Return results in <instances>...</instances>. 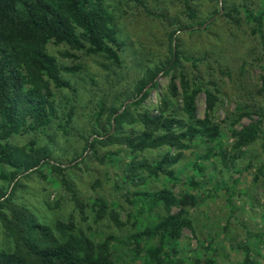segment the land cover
<instances>
[{
  "label": "rangeland",
  "instance_id": "1",
  "mask_svg": "<svg viewBox=\"0 0 264 264\" xmlns=\"http://www.w3.org/2000/svg\"><path fill=\"white\" fill-rule=\"evenodd\" d=\"M105 1L124 42L121 64L103 54H86L50 42L47 49L57 62L77 66V71L62 72L68 87L51 85L56 116L47 130L10 138L17 145H29L32 138L37 146L48 145L51 162L64 168L73 192L51 165H44L39 172L17 177L14 200L51 227L57 220H71L96 243L112 236L115 264H141L145 249L158 242L143 239L136 253L128 237L165 211L159 206L149 210L137 193L166 187L180 198L188 192L196 198L194 206H185L191 228H183L173 260L203 264L213 258L214 264H242L248 250L252 264H264V169L258 174L264 163V134L239 153L233 149V131L252 121L264 127V0ZM248 13L262 14L263 36ZM174 49L179 58L174 72L182 70L189 80L205 84L217 96L210 115L219 125L222 144L220 148L213 142H197L182 150L174 165L181 179L175 185L164 173L155 176L147 170H131L140 162L160 159L166 146L131 151L116 139L107 140L110 134L115 138L140 132L143 126L137 114L145 111L184 116L180 97L168 91L170 74L162 71L148 97L134 105L140 80L148 70L162 67ZM66 51L75 56L64 55ZM175 80L181 92L180 80ZM125 110L126 119L116 128L113 116ZM205 111L201 91L196 97L197 116L204 118ZM88 142H93L92 150ZM209 147L211 157L202 161L200 156ZM177 151L172 148L171 154ZM220 152L236 157L224 163ZM196 162L204 165L203 173L195 168ZM11 169L0 164V173ZM191 179L199 186L191 187ZM9 185L10 180L0 175V187L7 190ZM176 211L173 206L171 212ZM12 246L0 221V248Z\"/></svg>",
  "mask_w": 264,
  "mask_h": 264
},
{
  "label": "trees",
  "instance_id": "2",
  "mask_svg": "<svg viewBox=\"0 0 264 264\" xmlns=\"http://www.w3.org/2000/svg\"><path fill=\"white\" fill-rule=\"evenodd\" d=\"M262 17V14H247L261 36ZM50 42L63 43L71 50L86 54H103L117 65L122 62L120 51L124 42L118 37L114 16L105 0H0V164L12 168L8 173H0L4 179L10 180L9 189L0 187V221L13 242L12 247L0 248V264H115L111 259L112 236L96 243L82 229L76 228L71 220H57L51 227L39 221L24 204L14 200L19 183L17 177L39 172L44 165H51L60 175L61 182L72 190L63 173L64 168L51 162L48 145L37 146L36 138H32L29 145H17L10 141L16 134L47 130L56 116L51 85L68 87L62 72L78 68L59 64L47 49ZM177 53L174 49L162 67L146 72L137 88L139 96L134 105H139L148 97L150 88L156 85L157 74L162 71L170 74L168 91L172 96L180 97L184 116L163 110L156 115L145 111L137 114L143 126L140 132L115 138L114 134L107 136V140L116 139L131 151L166 146L168 150L160 159L151 163L140 162L131 170L132 173L139 169L147 170L148 174L155 176L164 173L173 185L181 180L175 174L174 165L182 150L192 148L197 142H213L220 148L222 146L218 139L219 125L210 115L217 96L205 84L189 80L182 70L174 72L179 63ZM64 55L75 56L70 51ZM177 77L181 92L175 80ZM147 83H150L149 88H146ZM201 91H204L206 102L204 118H199L196 113V97ZM115 112L113 110L111 114ZM126 116V110L113 116L116 128L121 126ZM261 134H264V127L260 121H252L233 131L234 151L241 152ZM87 147L92 150L93 142H88ZM172 148L178 150L177 153L171 154ZM211 153L209 147L200 159H208ZM235 155L221 153V158L226 163ZM194 166L200 174L203 173V164L196 162ZM263 169L264 163L258 168V174ZM188 184L199 186V182L192 179ZM137 194L139 199L148 203L149 210L159 206L165 211L158 214L150 225L128 237L136 253L140 250L141 240L156 239L158 242L145 249L141 264H183L182 259L173 260L172 257L178 252L183 228H191L185 206H194L195 196L185 192L178 198L166 187L152 193ZM173 206L177 208L176 212H171ZM252 263L247 250L242 264ZM203 264H214V259L207 258Z\"/></svg>",
  "mask_w": 264,
  "mask_h": 264
}]
</instances>
